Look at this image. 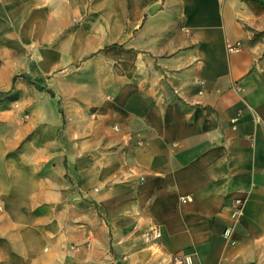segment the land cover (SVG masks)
<instances>
[{
  "label": "crops",
  "instance_id": "0c3cea01",
  "mask_svg": "<svg viewBox=\"0 0 264 264\" xmlns=\"http://www.w3.org/2000/svg\"><path fill=\"white\" fill-rule=\"evenodd\" d=\"M0 58V264H264V0H0Z\"/></svg>",
  "mask_w": 264,
  "mask_h": 264
},
{
  "label": "rangeland",
  "instance_id": "374dc122",
  "mask_svg": "<svg viewBox=\"0 0 264 264\" xmlns=\"http://www.w3.org/2000/svg\"><path fill=\"white\" fill-rule=\"evenodd\" d=\"M0 58V92H8L7 75L1 71ZM27 87L26 92L29 95ZM40 90V89H38ZM13 96V95H12ZM12 99H3L0 103V149L1 151L11 150L15 144V135L20 134V131L29 129V104L15 106ZM29 137L27 138V140ZM24 143V142H23Z\"/></svg>",
  "mask_w": 264,
  "mask_h": 264
},
{
  "label": "built area",
  "instance_id": "2783aa9c",
  "mask_svg": "<svg viewBox=\"0 0 264 264\" xmlns=\"http://www.w3.org/2000/svg\"><path fill=\"white\" fill-rule=\"evenodd\" d=\"M115 131H118V127H114ZM134 173V172H131ZM183 203L191 202L192 199L189 197L182 199ZM245 212V200L243 197L236 198L231 204V213L229 218V224L223 232V237L234 243V235L237 228L240 226ZM175 264H190L191 262L187 258L176 257L174 259Z\"/></svg>",
  "mask_w": 264,
  "mask_h": 264
},
{
  "label": "trees",
  "instance_id": "16d2710c",
  "mask_svg": "<svg viewBox=\"0 0 264 264\" xmlns=\"http://www.w3.org/2000/svg\"><path fill=\"white\" fill-rule=\"evenodd\" d=\"M19 79H25L26 81H28L31 84V82L27 78H25L24 76H16V77H14L13 82H12V88H11V90L8 91V92H0V103L5 98L11 100L12 99L11 97H13V101H14V95L13 94H14V91H15V84H16V82Z\"/></svg>",
  "mask_w": 264,
  "mask_h": 264
}]
</instances>
